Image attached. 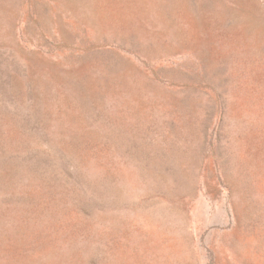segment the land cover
I'll return each instance as SVG.
<instances>
[{
  "label": "rangeland",
  "instance_id": "obj_1",
  "mask_svg": "<svg viewBox=\"0 0 264 264\" xmlns=\"http://www.w3.org/2000/svg\"><path fill=\"white\" fill-rule=\"evenodd\" d=\"M0 264H264V0H0Z\"/></svg>",
  "mask_w": 264,
  "mask_h": 264
}]
</instances>
